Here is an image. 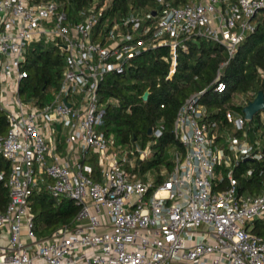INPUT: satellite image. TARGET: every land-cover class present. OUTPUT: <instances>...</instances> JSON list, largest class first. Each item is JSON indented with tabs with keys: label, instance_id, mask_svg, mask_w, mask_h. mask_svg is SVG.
<instances>
[{
	"label": "built area",
	"instance_id": "built-area-1",
	"mask_svg": "<svg viewBox=\"0 0 264 264\" xmlns=\"http://www.w3.org/2000/svg\"><path fill=\"white\" fill-rule=\"evenodd\" d=\"M108 6L94 4L72 22L56 1L0 0V109L9 122L0 158L10 165L8 175L0 169L9 190L0 264H264V237L254 232L264 222V182L259 192H241L235 174L248 160L264 172V131L250 123L256 117L229 111L231 127L223 128L201 103L207 89L195 93L174 122L171 169L143 173L162 127L145 147L118 143L104 130L100 100L104 79L125 74L146 51L167 47L172 77L178 50L196 37L225 49L214 82L224 92L222 71L255 31L264 0H156L119 20L105 18ZM41 41L58 46L65 64L52 100L38 105L19 87L27 53ZM42 191L81 206L72 224L45 238L32 214V197Z\"/></svg>",
	"mask_w": 264,
	"mask_h": 264
},
{
	"label": "trees",
	"instance_id": "trees-1",
	"mask_svg": "<svg viewBox=\"0 0 264 264\" xmlns=\"http://www.w3.org/2000/svg\"><path fill=\"white\" fill-rule=\"evenodd\" d=\"M47 1L61 3L72 22L83 20L82 13L94 4L99 9L108 3L105 18L111 20H119L133 10L156 6V0H28L30 4ZM167 1L183 5L194 0ZM177 57V69L170 78L169 49L160 47L138 56L125 74L108 75L101 83L100 100L107 102L104 130L113 133L118 143L130 145L139 142L145 147L153 138L149 135V129L162 127L163 134L153 145V156L143 165V173L146 170L159 171L162 167L171 169V150L179 146L173 135L174 122L180 107L191 95L207 89L201 103L206 105L211 117L221 121L223 128H230L231 124L226 119L227 112L243 114V106L236 104V98L245 96L250 102L259 92L264 93V11L255 31L241 44L234 58L222 71L221 81L226 86L224 92L216 91L214 85L221 65L228 60L223 47L196 37L188 42V50H178ZM64 64V55L55 44L41 41L32 45L24 66L27 76L20 82V97L23 100L33 99L38 105L49 103L60 85ZM147 91L150 94L144 100ZM262 112L250 122L255 124L253 131H264ZM8 129L7 116L0 109V137ZM261 165V162L250 160L239 164L235 174L241 192L260 191L264 182V172L260 173ZM9 168V162L0 158V169L8 175ZM249 168H254L253 175L242 176ZM5 183L0 181L2 210L9 202V190ZM80 208L72 200L57 202L47 191L33 195L32 214L38 237L45 238L57 228L72 224ZM254 232L264 237V222H256Z\"/></svg>",
	"mask_w": 264,
	"mask_h": 264
},
{
	"label": "water",
	"instance_id": "water-1",
	"mask_svg": "<svg viewBox=\"0 0 264 264\" xmlns=\"http://www.w3.org/2000/svg\"><path fill=\"white\" fill-rule=\"evenodd\" d=\"M149 92L147 91L143 98L147 100L149 97ZM264 111V93L259 92L253 101H250L247 106L243 108V113L248 120H253V118ZM149 135H152V129H149Z\"/></svg>",
	"mask_w": 264,
	"mask_h": 264
},
{
	"label": "rangeland",
	"instance_id": "rangeland-1",
	"mask_svg": "<svg viewBox=\"0 0 264 264\" xmlns=\"http://www.w3.org/2000/svg\"><path fill=\"white\" fill-rule=\"evenodd\" d=\"M237 103H244V97H237L236 100H235ZM161 171L159 172L158 171V174H160ZM151 180L153 179L152 176H150Z\"/></svg>",
	"mask_w": 264,
	"mask_h": 264
}]
</instances>
